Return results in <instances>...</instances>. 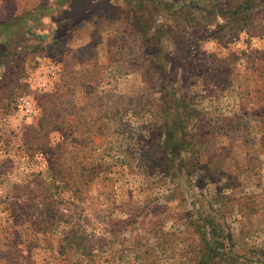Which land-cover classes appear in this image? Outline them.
Segmentation results:
<instances>
[{
    "label": "rangeland",
    "instance_id": "1",
    "mask_svg": "<svg viewBox=\"0 0 264 264\" xmlns=\"http://www.w3.org/2000/svg\"><path fill=\"white\" fill-rule=\"evenodd\" d=\"M0 264H264V0H0Z\"/></svg>",
    "mask_w": 264,
    "mask_h": 264
},
{
    "label": "trees",
    "instance_id": "2",
    "mask_svg": "<svg viewBox=\"0 0 264 264\" xmlns=\"http://www.w3.org/2000/svg\"><path fill=\"white\" fill-rule=\"evenodd\" d=\"M220 235L218 234H213V242L209 241H202L201 242V250L203 252V260L201 261L202 263L203 262H206L207 259H210L214 256H218L219 252L217 251L218 248L222 247L223 246V242L220 240ZM202 239V238H200ZM203 240V239H202Z\"/></svg>",
    "mask_w": 264,
    "mask_h": 264
}]
</instances>
